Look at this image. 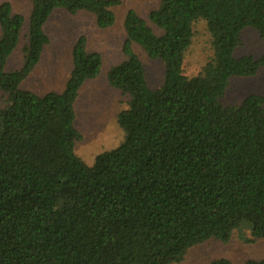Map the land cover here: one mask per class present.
<instances>
[{"label": "trees", "instance_id": "16d2710c", "mask_svg": "<svg viewBox=\"0 0 264 264\" xmlns=\"http://www.w3.org/2000/svg\"><path fill=\"white\" fill-rule=\"evenodd\" d=\"M28 1L23 63L14 70L6 61L25 17L0 3V90L8 96L0 106V264H172L235 230H248L243 241L264 239V96L221 102L231 77L264 66V55L234 54L243 29L264 39V0H159L148 15L156 31L128 10L125 58L107 70L108 83L127 96L117 114L124 137L90 165L75 152L74 103L98 75L101 55L79 35L61 92L39 95L20 84L49 42L44 25L54 10L86 11L105 29L118 0ZM199 19L212 54L187 76L183 57ZM132 43L162 62L159 87L147 84Z\"/></svg>", "mask_w": 264, "mask_h": 264}, {"label": "rangeland", "instance_id": "374dc122", "mask_svg": "<svg viewBox=\"0 0 264 264\" xmlns=\"http://www.w3.org/2000/svg\"><path fill=\"white\" fill-rule=\"evenodd\" d=\"M3 1H8L14 12L25 17L18 44L6 61V69L14 70L23 63L22 50L31 4L28 0H0V3ZM158 3L159 0H118L112 8L115 21L105 29L98 28L94 15L86 11L70 14L62 9L54 10L44 25L49 42L44 46L33 72L20 84L21 89L39 95L48 91L61 92L72 68L73 43L79 35L86 38L88 51H96L101 55L102 65L98 75L82 84L74 103L75 126L81 134V139L75 144V152L88 165L99 153L118 146L124 137L117 123V114L127 107V96L107 81V70L125 58L122 52L126 38L124 16L128 10H134L156 31L148 15ZM131 46L143 64L149 87H159L163 78L162 62L149 58L140 45L132 43ZM211 54L206 23L199 19L193 23L191 41L184 53L183 73L187 76L196 75ZM234 54L255 58L264 55V39L256 30L247 27L240 34ZM250 93L264 96V66L254 75L231 77L221 102L225 105L238 104ZM7 98V94L0 90V106L5 104ZM240 234L249 235V232L246 229L235 230L228 241L209 238L189 247L183 259L172 264H207L220 257L229 259L232 264H244L247 259L264 257V239L243 241Z\"/></svg>", "mask_w": 264, "mask_h": 264}, {"label": "crops", "instance_id": "0c3cea01", "mask_svg": "<svg viewBox=\"0 0 264 264\" xmlns=\"http://www.w3.org/2000/svg\"><path fill=\"white\" fill-rule=\"evenodd\" d=\"M43 49H44V48H43ZM41 55H42V54H41ZM40 58H41V57H40ZM37 64H38V63H37ZM37 64H36V65H37ZM34 69H35V67H34ZM34 69H33V70H34ZM33 70H32V72H33ZM32 72H31V73H32ZM31 73H30V74H31Z\"/></svg>", "mask_w": 264, "mask_h": 264}]
</instances>
